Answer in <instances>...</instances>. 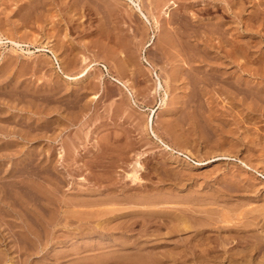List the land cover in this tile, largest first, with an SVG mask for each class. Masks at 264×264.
<instances>
[{"label": "rangeland", "instance_id": "1", "mask_svg": "<svg viewBox=\"0 0 264 264\" xmlns=\"http://www.w3.org/2000/svg\"><path fill=\"white\" fill-rule=\"evenodd\" d=\"M137 1L149 20L137 9L136 0H0V145L12 153L7 165L30 163L22 178L9 171L0 173V181L8 183L3 202L9 200L11 193L15 194L17 181L24 179L26 201L42 215H50L51 210L44 211L49 199L39 195L43 198L40 199L37 188L56 189L49 202L62 201L69 206L73 224L70 227L77 226L76 216L87 213L92 225L100 221V229L107 232L100 237L92 230L94 240L88 241L87 251L80 256L111 251V245L117 250L109 253L119 252L115 259L122 261L127 251L120 250V245L136 243L139 226L122 233L111 227L130 213L136 218V208L176 212L182 207L192 211L193 207L201 212L193 209L197 214L192 211L190 217L193 222H200L205 217L220 218L218 208L226 206L234 221L240 216L250 228L256 226L252 220L264 227V0H174L176 4H172L173 0ZM166 10L171 18L164 23ZM189 33L194 35L188 37ZM168 36H173L172 42ZM73 55L75 60L70 64L67 58ZM147 57L153 61L152 65L146 61ZM122 62L127 70L118 67ZM84 68L91 72L80 77L78 73ZM157 73L167 88L166 95L165 89L155 90ZM139 160L143 165H139ZM134 171L144 177L135 180ZM147 191L150 197L141 200ZM157 195L165 197L167 204L156 205L160 200ZM115 197L119 203L112 205L110 200ZM98 200L104 204L96 205ZM87 201L89 207L72 205ZM144 201H151V205ZM4 212L0 206V218ZM27 212L25 220L32 223L37 214L29 209ZM152 218L165 219L161 232H166L173 220L168 215ZM59 225L53 229L58 236L57 246L64 244L62 240L68 232ZM151 230L155 236L148 234L143 238L155 239V227ZM214 232L218 231L208 234L211 239L217 234ZM4 235L1 228L0 250L7 248ZM117 237L119 245H114ZM166 237L162 233L160 241L171 243ZM72 241L76 239L68 244ZM18 254L10 253L6 258L13 259L1 264H17ZM33 256L32 264H38L39 257ZM188 257L195 255L190 253Z\"/></svg>", "mask_w": 264, "mask_h": 264}, {"label": "bare ground", "instance_id": "2", "mask_svg": "<svg viewBox=\"0 0 264 264\" xmlns=\"http://www.w3.org/2000/svg\"><path fill=\"white\" fill-rule=\"evenodd\" d=\"M33 1V0H32ZM202 1V0H201ZM35 2V1H34ZM169 2V1H168ZM194 2V1H193ZM192 2V3H193ZM196 2V1H195ZM209 2V1H207ZM206 2V3H207ZM237 2V1H236ZM33 3V2H32ZM32 3L30 5H32ZM158 3V1L156 2V4ZM177 2L173 0L172 4H176ZM191 3V4H192ZM198 3V2H197ZM205 3V2H204ZM203 3V4H204ZM41 4V2H40ZM80 4V3H79ZM78 4V5H79ZM160 4V3H159ZM184 4V3H183ZM182 4V5H183ZM210 4V2H209ZM214 4V3H213ZM212 4V5H213ZM238 4V3H236ZM36 5V4H35ZM161 5V4H160ZM178 5V4H177ZM188 6V4H187ZM43 7V6H42ZM136 7L137 9L144 15V17L149 20V16L143 11L142 5L139 1L136 0ZM214 7V6H213ZM29 8V7H28ZM44 8V7H43ZM195 8V7H194ZM193 8V9H194ZM215 8V7H214ZM31 9V8H30ZM78 9V8H77ZM205 9V8H204ZM207 9V8H206ZM211 9V8H209ZM197 10V9H195ZM208 10V9H207ZM29 11V9H28ZM203 11V9H202ZM204 12V11H203ZM28 13V12H27ZM31 13V12H30ZM29 13V14H30ZM65 13V12H63ZM207 13V12H206ZM223 13V12H222ZM78 14V13H77ZM165 14V18L166 20H163L164 23L170 22L169 19L171 18V14L170 12H168V10H166L164 12ZM203 14V13H202ZM24 15H26L24 13ZM28 15V14H27ZM26 15V16H27ZM23 18V15H21ZM155 16V15H154ZM239 16V15H238ZM69 18V17H68ZM169 18V19H168ZM26 19V18H25ZM24 19V20H25ZM81 19V18H80ZM183 19V18H182ZM199 19V18H198ZM77 20V19H76ZM53 21V20H52ZM76 23V22H74ZM173 23V22H172ZM201 23V22H200ZM199 23V24H200ZM208 23V22H207ZM214 23V22H213ZM205 24V23H204ZM227 24V23H226ZM71 25V24H70ZM75 25V24H74ZM195 25V24H194ZM203 25V24H202ZM213 25V24H212ZM211 25V26H212ZM160 26H162V24H160ZM197 26V25H196ZM194 26V27H196ZM199 26V25H198ZM208 26V25H206ZM76 27V26H75ZM176 27V26H175ZM179 27V26H178ZM201 27V26H200ZM217 27V26H216ZM174 28V26H173ZM198 28V27H196ZM218 28V27H217ZM215 28V29H217ZM112 29V28H111ZM172 29V28H171ZM190 29V28H189ZM205 29V28H204ZM208 29V27H207ZM213 29V28H212ZM219 29V28H218ZM217 29V30H218ZM221 29V28H220ZM49 30V29H48ZM114 30V29H113ZM181 30V29H180ZM178 29V32L180 31ZM185 30V29H184ZM210 30V29H209ZM208 30V32H209ZM41 31V30H40ZM102 31V30H101ZM112 31V30H111ZM177 31V30H176ZM175 31V32H176ZM199 30H197L198 32ZM214 31V29H213ZM222 31V30H221ZM113 32V31H112ZM173 32V31H172ZM181 32V31H180ZM215 32H219V31H215ZM229 32V31H228ZM174 33V32H173ZM184 33V32H183ZM223 33V31H222ZM96 35V32L94 33ZM98 34V33H97ZM102 34V33H101ZM105 34V31H104ZM109 34V33H108ZM170 34V33H169ZM230 34V33H229ZM89 35V34H87ZM111 35V33H110ZM174 35H177L176 33ZM186 35V34H185ZM194 35V33H189L188 37H192ZM198 35V34H196ZM93 36V35H92ZM205 36V35H204ZM231 36V35H230ZM233 36V35H232ZM81 37V36H80ZM112 36H110L111 38ZM173 36H168V40L170 42H172L173 40L171 39ZM176 37V36H175ZM211 37V36H210ZM213 37V36H212ZM182 38V37H181ZM206 38V37H205ZM104 39V38H103ZM106 39V38H105ZM176 39V38H175ZM214 39V38H213ZM45 40V39H44ZM113 40V39H112ZM111 40V42H113ZM208 40V38H207ZM216 40V38H215ZM214 40V41H215ZM239 40V39H238ZM219 41V40H218ZM53 42V41H52ZM179 42V41H177ZM183 42V41H182ZM185 42V39H184ZM230 42V41H229ZM209 43V42H207ZM216 43V42H215ZM88 44V42H87ZM241 44V43H240ZM90 45V44H89ZM121 45V44H120ZM163 45V44H162ZM180 45V43H179ZM186 45V44H185ZM229 45V44H227ZM59 46V45H57ZM62 46H65L62 44ZM99 46V45H98ZM118 47V45H116ZM181 46V45H180ZM184 46V44H183ZM188 46V45H187ZM234 46V45H233ZM54 47V46H53ZM53 51L55 48H53ZM60 47V46H59ZM57 47V48H59ZM67 47V46H66ZM88 47V46H87ZM90 47V46H89ZM108 47V46H107ZM114 47V46H113ZM242 47V46H241ZM239 46V48H241ZM62 48V47H61ZM79 48V47H78ZM183 48V47H182ZM181 48V50H182ZM189 48V47H188ZM187 48V50H188ZM219 48V47H218ZM243 48V47H242ZM66 49V48H65ZM164 49V46L163 48ZM184 49V48H183ZM186 49V48H185ZM224 49V48H223ZM226 49V48H225ZM236 49V48H234ZM246 49V47H245ZM67 50V49H66ZM74 50V49H73ZM239 50V49H237ZM72 51V50H71ZM84 51V50H83ZM89 51V50H88ZM117 51V50H115ZM115 51H113L112 53H115ZM123 51V50H122ZM120 51V52H122ZM189 51V50H188ZM198 51V50H197ZM233 51V50H232ZM248 51V50H246ZM65 52V51H64ZM111 52V50L109 51ZM195 52V51H194ZM200 52V51H199ZM223 52V51H222ZM66 53V52H65ZM70 53V51H69ZM80 53V52H79ZM123 53V52H122ZM163 53V52H162ZM167 53V52H166ZM183 53V52H182ZM185 53V52H184ZM188 53V52H187ZM238 53V52H237ZM240 53V51H239ZM242 53V50H241ZM63 54V53H62ZM72 54V52H71ZM119 54V53H118ZM236 54V53H235ZM66 55V54H65ZM76 55V54H75ZM114 55V54H113ZM163 55V54H162ZM183 55V54H182ZM185 55V54H184ZM240 55V54H239ZM250 55V54H249ZM248 55V56H249ZM40 56V55H39ZM61 56V55H60ZM72 56V55H71ZM81 56V55H79ZM87 56V55H86ZM164 56V55H163ZM209 56V55H208ZM66 57V56H65ZM64 57V58H65ZM68 57V56H67ZM71 58V57H70ZM73 58V59H72ZM71 59H68V63H72L75 58L74 55ZM81 58V57H80ZM118 58V57H116ZM148 58V57H147ZM146 58V59H147ZM182 60H185L182 56H181ZM66 59V58H65ZM87 59V57L83 58V61H85ZM132 59V58H131ZM125 60V58H124ZM64 61V60H63ZM67 61V60H66ZM119 61V60H118ZM127 61V60H125ZM148 63H151V65L153 64L151 59H147L146 60ZM46 62V61H45ZM81 62V61H80ZM79 62V63H80ZM87 62V61H86ZM121 62V61H120ZM132 62V61H131ZM41 63V62H40ZM67 63V64H68ZM84 63V62H83ZM133 63V62H132ZM118 64V63H117ZM82 65V64H81ZM128 65H131L128 63ZM174 65V64H173ZM22 66V65H21ZM38 66V65H37ZM80 66V64H79ZM88 66V65H87ZM85 66V67H87ZM117 66V65H116ZM132 66V65H131ZM171 66V65H170ZM75 67V66H74ZM122 71L123 70H127V66L126 64H124L123 62L119 64V66ZM32 68V67H31ZM66 68V67H65ZM116 68V67H115ZM29 69V68H28ZM64 69V68H63ZM42 70V69H41ZM66 70V69H65ZM131 70V69H130ZM137 70V69H136ZM189 70V69H186ZM192 70V69H191ZM26 71V70H24ZM185 71V70H184ZM194 71V69H193ZM72 72V71H71ZM75 72V70H74ZM77 72V71H76ZM89 72V69L87 70L86 68H84L82 71H80L78 74L81 75L80 77L87 75ZM119 72V71H118ZM134 72V71H133ZM186 72V71H185ZM192 72V71H191ZM196 72V71H195ZM198 72V71H197ZM201 72V71H200ZM213 72V71H212ZM94 73V72H93ZM125 73H127L125 71ZM125 73H123V77L125 75ZM144 73V72H143ZM199 73V72H198ZM69 74V73H68ZM137 74V71H136ZM189 74V73H187ZM207 74V73H206ZM205 74V75H206ZM67 75V74H66ZM100 75V74H99ZM128 75V74H127ZM196 75V74H194ZM198 75V74H197ZM203 75V74H202ZM204 75V76H205ZM68 76V75H67ZM78 76V75H77ZM91 76V75H90ZM89 76V77H90ZM96 76V74H95ZM98 76V75H97ZM79 77V78H80ZM120 77V76H119ZM127 78V77H126ZM148 78V77H146ZM197 78V77H196ZM205 79H207L206 77H204ZM202 78V79H204ZM149 79V78H148ZM172 79V78H171ZM200 79V80H202ZM209 79V78H208ZM207 79V80H208ZM217 80V78H215ZM173 80V79H172ZM191 80V79H190ZM197 80V79H196ZM199 80V82H200ZM148 81V80H147ZM195 81V80H194ZM203 81V80H202ZM125 84L128 83V79L126 81H124ZM210 82V81H208ZM96 83V81H95ZM191 83V82H190ZM198 83V82H197ZM225 83V82H224ZM152 85V84H151ZM194 85V84H193ZM208 85V84H207ZM100 86V85H99ZM187 86V85H186ZM211 86V85H210ZM152 87V86H149ZM99 88V87H98ZM147 88V87H146ZM186 88V87H185ZM151 89V88H150ZM161 89H165V95L168 93V91L166 90L167 88L164 87V84L159 76V74L157 73V82L155 85V90L156 92H158V90ZM213 90V89H212ZM240 90V89H239ZM245 90V89H244ZM11 91V90H10ZM153 91V90H152ZM243 91V90H242ZM13 92V91H12ZM15 92V91H14ZM22 92V91H21ZM154 92V91H153ZM155 92V93H156ZM246 92V91H245ZM249 92V91H248ZM254 92V91H252ZM148 93V92H147ZM240 93V92H239ZM256 93V92H255ZM14 94V93H13ZM13 94L11 93V95L13 96ZM19 94V92H18ZM23 94V93H22ZM21 94V95H22ZM26 94V93H25ZM150 94V93H148ZM154 94V93H153ZM192 94V93H190ZM260 94V93H258ZM24 95V94H23ZM29 95V94H28ZM40 95V94H39ZM38 95V96H39ZM49 95V94H48ZM53 95V94H52ZM89 95V94H88ZM151 95V94H150ZM250 95V94H249ZM257 95V94H256ZM27 96V95H26ZM35 96V95H34ZM37 96V95H36ZM35 96V97H36ZM45 95H43L42 97H44ZM50 96V95H49ZM76 96V95H75ZM152 96V95H151ZM260 96V95H259ZM102 97V96H101ZM147 97V96H146ZM150 97V96H149ZM24 98V97H23ZM73 98V97H72ZM80 98V97H79ZM144 98V96H143ZM258 98V96H257ZM52 99V98H51ZM67 99V98H65ZM75 99V97H74ZM83 99V98H82ZM165 99V98H164ZM194 99V98H193ZM68 100V99H67ZM70 100V99H69ZM72 100V99H71ZM192 100V98H191ZM59 101V100H58ZM57 101V102H58ZM63 101V100H62ZM73 101V100H72ZM262 101V100H261ZM66 102V101H64ZM79 102V101H78ZM77 102V103H78ZM149 102V100H148ZM49 103V102H48ZM151 103V102H150ZM211 103V102H210ZM54 104V103H53ZM112 105V104H111ZM111 107V106H110ZM109 107V108H110ZM117 107V106H116ZM69 108V107H67ZM77 108V107H76ZM113 110V108H112ZM116 110V109H115ZM114 110V111H115ZM118 110V108H117ZM214 110V109H213ZM110 111V110H109ZM108 111V112H109ZM216 111V110H215ZM263 111V110H262ZM117 112V111H115ZM114 113V112H113ZM85 114V113H83ZM222 115V113H221ZM248 115V114H247ZM112 116V114H111ZM211 116V115H210ZM115 117V116H114ZM214 117V116H213ZM216 117V116H215ZM253 117V116H252ZM254 118V117H253ZM224 122V121H223ZM21 123V122H20ZM19 124V123H18ZM22 125V124H21ZM23 126V125H22ZM65 127V126H64ZM37 129V128H36ZM41 134V133H40ZM25 135V134H24ZM156 135V134H155ZM158 137V135H157ZM229 139V138H228ZM77 140V139H76ZM84 140V139H82ZM109 140V139H108ZM159 140L163 141V139L159 138ZM226 140V139H225ZM19 141V140H18ZM112 141V140H111ZM223 141V139H222ZM99 142V141H98ZM108 142V141H107ZM225 142V141H224ZM165 145L168 147L169 145L164 142ZM101 144V143H100ZM50 145V144H49ZM74 145V144H73ZM103 145V144H102ZM106 145V144H105ZM120 145V144H119ZM134 145V144H133ZM223 145V144H222ZM72 146V145H71ZM239 146V145H238ZM4 146L1 147L0 145V158L2 159V161L0 162V173H2L3 171L6 172H10L11 174H16L18 175V177L22 178L25 170L27 168H29V164H23V162L21 164L18 165H14L12 163V169H10V164L7 165L9 163V161L13 158L12 157V153L4 150L3 148ZM18 147V146H17ZM20 147V146H19ZM32 147V146H31ZM62 147V146H61ZM75 147V146H74ZM104 147V146H103ZM122 147V146H121ZM11 148V147H10ZM54 148V147H53ZM116 148V147H115ZM124 148V147H123ZM233 148V147H232ZM49 149V148H48ZM92 149V148H91ZM106 149V148H105ZM111 149V147H110ZM117 149V148H116ZM115 149V150H116ZM6 152H4V151ZM74 150V149H73ZM101 150V149H100ZM104 150V149H102ZM108 150V149H107ZM72 151V150H71ZM93 151V150H92ZM109 151V150H108ZM112 151V150H111ZM110 151V152H111ZM132 151V150H131ZM228 151V150H227ZM91 151H89L90 153ZM116 152V151H115ZM62 153V152H61ZM67 153V152H66ZM129 155V154H128ZM230 155V154H228ZM35 156V155H34ZM73 156V155H71ZM68 158H71L69 156H67ZM66 157V158H67ZM94 157V156H93ZM133 157V156H132ZM91 158V157H90ZM99 158V157H98ZM0 159V160H1ZM65 159V158H64ZM112 159V158H111ZM125 159V158H124ZM31 160V159H30ZM66 160V159H65ZM88 160V159H87ZM96 160V159H95ZM98 160V159H97ZM100 160V158H99ZM103 160V159H102ZM138 160V159H137ZM136 160V161H137ZM141 160V159H140ZM140 160L138 162H140ZM35 161V160H33ZM44 161V160H42ZM41 161V162H42ZM68 161V160H67ZM73 161V160H72ZM76 161V159H75ZM30 162V161H29ZM88 162V161H87ZM25 163V162H24ZM58 163V162H57ZM94 163V162H93ZM100 163V162H99ZM108 163V162H107ZM140 162V166H141ZM51 164V163H50ZM89 163H87L86 165H88ZM91 164V163H90ZM89 164V165H90ZM109 164V163H108ZM247 165L249 163H246ZM34 165V164H32ZM72 165V164H71ZM113 165V164H112ZM123 165V164H122ZM138 165V163H137ZM143 165V163H142ZM250 165V164H249ZM34 167V166H33ZM38 167V165L36 166ZM78 167V166H77ZM106 167V166H105ZM108 167V166H107ZM136 167V166H135ZM144 167V166H143ZM32 168V167H31ZM59 168V167H58ZM67 168V167H66ZM75 168V167H73ZM82 168V167H81ZM83 168H85L83 166ZM96 168V167H95ZM46 169V168H45ZM50 169V168H49ZM99 169V168H98ZM136 169V168H135ZM140 169H142L140 167ZM30 170V169H29ZM35 170V169H34ZM38 170V169H37ZM42 170V169H41ZM40 170V171H41ZM72 170V169H71ZM103 170V169H102ZM106 170V169H105ZM137 170H139V168H137ZM155 170V169H154ZM33 172V170H31ZM140 171V170H139ZM157 171V170H155ZM73 172H75L73 170ZM72 172V174H73ZM96 172V171H95ZM99 172V171H98ZM168 172V171H167ZM76 173V172H75ZM138 171H134L133 172V176L136 179H141L140 177H144V176H140L138 174ZM147 173V172H145ZM162 173V172H161ZM172 173V172H171ZM34 174V172H33ZM99 174V173H98ZM14 175V176H16ZM128 175V174H127ZM130 175H132V173H130ZM150 174H148L149 177ZM162 175V174H160ZM164 175V174H163ZM151 176V175H150ZM170 176V175H169ZM175 176V175H174ZM41 177V176H40ZM161 177V176H160ZM164 177V176H162ZM167 177V176H166ZM8 178V177H7ZM15 178V177H14ZM129 178V177H128ZM127 178V179H128ZM166 179V178H165ZM12 180V179H11ZM10 180V181H11ZM15 180V179H14ZM132 180V179H131ZM248 180V179H247ZM13 181V180H12ZM63 181V180H62ZM107 180H105L106 182ZM124 182V180H123ZM130 182V181H127ZM132 182V181H131ZM137 182V181H135ZM51 183V182H50ZM133 183V182H132ZM131 183V184H132ZM6 183L5 181L1 182L0 181V202L2 203L5 199H6V192L7 190H5L7 187H5ZM12 184V183H11ZM10 184V185H11ZM43 184V183H42ZM53 184V182H52ZM104 184V183H103ZM139 184V183H138ZM145 184V183H144ZM227 184V183H226ZM3 185L5 188H3ZM15 185V183H14ZM44 185V184H43ZM222 185V184H221ZM224 185V183H223ZM222 185V186H223ZM228 185V184H227ZM226 185V186H227ZM8 186V185H7ZM25 186H26V182L24 179H20L19 181H17V186H16V192L15 194L11 193L10 197L8 196L7 198H9V200L6 202H3L4 204H0V206L2 208L5 209L6 212H4V216H1L2 218H0V229L3 228V232L6 233V235H4V241H6V247L5 249H1L0 250V264L2 263L3 260H11L13 259L12 256L11 258H6L7 255H9L12 252H17L19 253L17 256V264H32V262L35 263V261H32V258L34 257L33 255L37 254V257H39L37 260L39 261L38 264H62L63 262H68L67 264H92L90 263V260L94 262V264H264V229L259 231V227L264 228L263 224L260 225L259 221L256 223L254 220H252V224H256V226H252V228H250L249 223L246 221H243L242 217L238 216V219L236 221H234V216L231 215V211L228 210L226 208V206H222V209H219L220 212V218H217L216 220H212L214 219V217H212L210 219V217H205L204 221L200 222H193L190 216V214H193V212L196 213V211H193V209L197 208H193L192 207V211H188L185 210V207H182L184 209L181 208L180 211H176V212H172L169 211L167 209L164 208H147L144 210H140L138 208H136V218L133 216L135 214L130 213L129 215L125 216L126 218L123 219L122 222L116 224L115 226L111 227L112 230H114V232H124L127 230H131L134 229L135 230V225L136 227L139 226V229L136 232V243L133 242H129L131 243L130 246H126V244H122L120 245V250H126L127 253H123V257L124 258L122 261L115 259V255L117 254H110L111 253H115V250H117V248H115V250H113L114 248L111 247L110 245V249L111 251H107V252H100L96 255L93 256H88V255H82L80 256V254L83 251H87L88 247L87 245L89 244L88 241H90V239L92 238L90 234H92V230L97 231L98 235L100 237H104L105 234H107V232L105 230H101L100 229V221L98 224H93L91 223V216L90 214L87 217L86 214L85 216H76L77 219H75L78 224L77 226H73L70 227L72 224V220H70V211H68L69 206L62 204L61 202L58 201H50V199H53V195H55V191L56 189H52V188H48V187H38L37 188V192L39 193L38 196H42L44 197V199L46 198L49 199L48 203H50L49 205L47 204V207L45 208L44 211H52V214L50 215H42L41 213L38 212V208L36 206H34L33 204H30V202L26 201V199L24 198V194L25 192ZM102 186V185H101ZM108 186V185H107ZM127 186V185H126ZM137 186V184L135 185ZM149 187V185H147ZM152 186V185H151ZM10 187V186H9ZM13 187V186H12ZM118 187V186H117ZM156 187V186H155ZM230 187V186H229ZM232 187H234L232 185ZM137 188V187H136ZM146 188V187H145ZM220 188V187H219ZM8 189V188H7ZM11 189V188H10ZM13 189V188H12ZM58 189V187H57ZM119 189V188H118ZM132 189V188H131ZM158 189V188H157ZM29 190V189H27ZM62 190V189H61ZM178 190V189H177ZM11 191V190H10ZM30 191H32L30 189ZM119 191V190H118ZM139 191V190H138ZM228 191V190H227ZM226 191V193H227ZM240 191V190H239ZM108 192V191H107ZM8 193V192H7ZM150 192L147 191L144 195L141 196V200H146L147 196L150 197L149 194ZM156 193V192H154ZM28 194V193H27ZM31 194V193H30ZM29 194V195H30ZM36 194V193H35ZM59 193L57 192V195ZM153 194V193H152ZM15 195V196H14ZM100 195V194H99ZM126 196V194H124ZM39 196V197H40ZM119 196V195H117ZM130 196V195H129ZM135 196V195H134ZM31 197V195H30ZM40 197V199L42 198ZM158 199L157 204H160L162 202L166 203L165 197L164 199L160 197V195L155 196ZM115 198H111L110 203L112 205L119 203ZM124 198V197H123ZM31 199V198H30ZM38 199V198H37ZM43 199V198H42ZM63 199V198H62ZM65 199V198H64ZM77 199V198H76ZM120 199V198H119ZM126 199H131L127 198ZM134 199V198H133ZM132 199V200H133ZM139 199V198H138ZM36 200V199H35ZM45 200V201H46ZM140 200V199H139ZM216 200V199H215ZM100 201V200H98ZM104 201V199H103ZM102 200L100 202H97L96 205H101L104 204L105 201H109V200H105L103 202ZM120 201V200H119ZM136 200H134L135 202ZM70 202V200L68 201ZM86 202V201H85ZM85 202H79V203H71L74 206H84V205H90V203L88 204ZM90 202V201H89ZM95 202V200L93 201V203ZM123 202V201H122ZM126 202V201H125ZM147 202V205H151V201H144ZM150 202V203H148ZM169 202V201H168ZM176 202V201H173ZM172 202V203H173ZM195 202V201H194ZM43 203V202H42ZM107 203V202H106ZM109 203V204H110ZM153 203V201H152ZM155 203V201H154ZM189 203V202H188ZM193 203V202H192ZM197 203V202H196ZM218 203V202H216ZM70 204V203H69ZM122 204V203H120ZM126 204V203H125ZM139 204V203H137ZM144 204V203H143ZM175 204V203H174ZM195 204V203H194ZM202 204V203H201ZM199 204V205H201ZM211 204H214V202H212ZM220 204V203H219ZM39 205V204H37ZM46 205V204H45ZM130 206V204H128ZM165 205V204H162ZM161 205V206H162ZM177 205V204H176ZM182 205V203L180 204ZM198 205V204H195ZM217 205V204H216ZM93 206V204H92ZM139 206V205H138ZM153 206V205H152ZM191 206V205H190ZM203 206V204H202ZM220 206V205H219ZM242 206V205H241ZM40 207V206H39ZM89 207V206H88ZM171 207V206H170ZM212 207H216V206H212ZM221 207V206H220ZM257 207V206H256ZM114 208V207H113ZM112 208V209H113ZM116 208V207H115ZM178 208V207H177ZM188 208V207H187ZM186 208V209H187ZM260 208V207H259ZM262 208V207H261ZM29 209L31 212H34L35 214H37V217L35 218V221H32V223H28L25 220V213L27 212V210ZM199 209V207H198ZM208 209V208H207ZM43 210V208H42ZM79 210V209H78ZM91 210V209H89ZM108 210V209H107ZM128 210V209H126ZM176 210V209H175ZM190 210V209H189ZM202 210V209H201ZM215 210V209H214ZM43 211V212H44ZM81 212H86L85 210H80ZM79 211V212H80ZM94 211V210H93ZM100 211V210H97ZM200 211V209H199ZM197 210V212H199ZM230 211V212H229ZM240 211V210H239ZM264 211V210H263ZM3 212V211H2ZM1 212V213H2ZM55 212H59L62 213V215L60 214V216H56L54 215ZM89 212V211H87ZM104 212V210L102 211ZM127 212V211H126ZM129 212H133L128 211ZM201 212V211H200ZM205 212V210H204ZM216 212V211H215ZM218 212V210H217ZM29 213V212H27ZM46 213V212H45ZM48 213V212H47ZM51 213V212H50ZM65 213V214H64ZM72 213V212H71ZM74 213V212H73ZM72 213V214H73ZM203 213V212H202ZM208 213V212H207ZM76 214V213H75ZM114 214V213H113ZM123 214V213H122ZM125 214V213H124ZM197 214V213H196ZM216 214V213H214ZM7 215V216H6ZM29 215V214H28ZM74 215V214H73ZM115 215V214H114ZM164 215H168V216H173V220L172 223H170L168 225V230L166 232H161L162 229V224L164 223L163 218H152V216H157V217H162ZM203 215V214H202ZM208 215V214H207ZM242 215V213L240 214ZM117 216V215H116ZM124 216V215H122ZM196 216V215H195ZM8 217V218H7ZM11 217V218H10ZM31 217V216H30ZM202 217V216H199ZM15 218V219H14ZM194 218V217H193ZM197 218V216H196ZM195 218V221H196ZM256 218V217H255ZM203 219V218H201ZM252 219V218H251ZM261 219V218H260ZM74 220V222H75ZM167 221V220H166ZM250 221V220H249ZM257 221V219H256ZM105 223V222H104ZM230 223H232L233 225H231ZM62 225L64 226V228L66 227V230L68 231L66 234L67 236L65 237V239H61L62 242L64 243L63 245H55L56 241H58V236L55 235L53 233V229L55 226L57 225ZM251 224V222H250ZM251 224V225H252ZM59 225V226H60ZM85 225V227H83ZM211 225H215L213 227H211ZM13 226H16L17 229H14ZM235 226V227H233ZM104 227V226H103ZM106 227V226H105ZM104 227V229H105ZM155 227V231L157 234V237L151 242V240H149L148 238H143L145 236H147L148 234H152L154 233L153 230H151V228ZM56 228V227H55ZM60 228V227H59ZM62 228V227H61ZM60 228V230H62ZM103 229V228H102ZM58 230V229H57ZM64 230V229H63ZM211 230V231H210ZM218 231V232H214L217 233L216 236L214 237V239H211V237L208 235L210 234L212 231ZM210 231V232H207ZM223 231H225L223 233ZM57 232V231H56ZM162 233L167 234V239H171V243L169 242H162L160 241L162 237ZM213 233V234H214ZM223 233V234H222ZM58 234V233H56ZM112 234V233H111ZM114 234V233H113ZM117 234V233H116ZM174 234V235H173ZM177 234V235H176ZM164 235V234H163ZM113 236V235H112ZM155 236V235H153ZM94 237V236H93ZM149 237V236H148ZM106 238V237H105ZM118 238V237H117ZM165 238V239H166ZM213 238V237H212ZM76 239V241H72V244H68L71 240ZM176 239V240H175ZM92 240H94V238H92ZM98 240V239H97ZM119 238L118 241H114L113 244L119 245ZM3 241V242H4ZM60 241V240H59ZM99 241V240H98ZM124 241V240H123ZM61 242V241H60ZM58 242V243H60ZM94 243V242H93ZM103 243V242H102ZM106 243V242H105ZM111 243V242H110ZM127 243V242H125ZM231 243V245H230ZM61 244V243H60ZM112 244V243H111ZM91 245V244H90ZM117 245V246H118ZM75 246V247H74ZM89 246V245H88ZM113 246V245H112ZM87 247V248H86ZM95 247V246H94ZM105 247V246H104ZM114 247V246H113ZM167 247H171V248H167ZM91 248V246H90ZM101 248V247H100ZM99 248V249H100ZM164 249V250H163ZM168 249V250H166ZM91 250V249H90ZM119 250V251H120ZM89 252V251H88ZM84 253V252H83ZM191 253V255H195V257H188V255ZM122 254V252H121ZM78 255L80 257H78ZM88 257L90 259H88ZM76 258H78L77 260H75ZM119 258V257H118ZM114 259V260H113ZM34 260V259H33ZM112 260V261H111ZM192 260V261H191ZM13 262V261H12ZM37 263V262H36Z\"/></svg>", "mask_w": 264, "mask_h": 264}]
</instances>
